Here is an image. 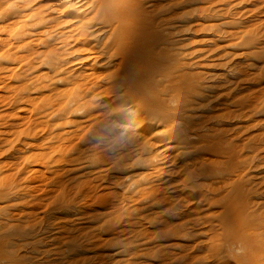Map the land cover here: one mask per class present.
<instances>
[{
	"label": "rangeland",
	"instance_id": "rangeland-1",
	"mask_svg": "<svg viewBox=\"0 0 264 264\" xmlns=\"http://www.w3.org/2000/svg\"><path fill=\"white\" fill-rule=\"evenodd\" d=\"M143 1L168 22L152 108L80 52L86 0H0V264H264V231L222 223L237 181L264 218V0Z\"/></svg>",
	"mask_w": 264,
	"mask_h": 264
},
{
	"label": "bare ground",
	"instance_id": "bare-ground-1",
	"mask_svg": "<svg viewBox=\"0 0 264 264\" xmlns=\"http://www.w3.org/2000/svg\"><path fill=\"white\" fill-rule=\"evenodd\" d=\"M86 2L90 3L92 11L96 12L95 16L88 19L87 16L79 14L73 17L74 21L72 20V23L71 21L68 22L71 27L77 28L79 31V35L76 37L75 41L80 44V52L83 53L82 55L86 54V57H91L93 60L99 62L102 59V56H105L106 54L108 55V52L113 50L114 53H116L115 56H121L122 58V71L120 75H123V79L128 81L130 93L134 96L138 95L147 107L152 108V106H158V104L154 105V101L150 99V95L155 92L153 81L154 75H158L159 65L157 60L152 59L155 55L152 53L154 46L158 42H163L165 40L161 28L162 25L168 23L167 20L163 17L160 19H156L155 16L151 17L143 0H86ZM160 5L161 3L157 2L152 6L157 8ZM44 19L45 18L42 17V22ZM44 24L48 25V31H51V29L55 27L51 21L44 22ZM101 25L111 30L110 37L113 39L115 47L114 44L111 43L109 49L100 48L91 42L90 37L101 30ZM67 40H69L67 37L63 39V41ZM170 117L171 116H169V118ZM203 160H205V158ZM198 165L196 167H198ZM224 165L225 164H223V167ZM231 167L237 168L238 165L233 162ZM189 176L187 182H184L183 188L184 192L186 190L188 191V195L183 193L185 194L184 198H186V200H192L201 195V191L204 187L200 185V187H198L196 181L204 183L206 179H209V175L203 176L200 173L193 174L191 172ZM208 184L210 185V183ZM234 184L235 194L233 199L225 206L224 213H226V215L223 218L222 223L225 227H227V225L228 227H232L233 236H235L241 243H244L247 248H253L256 244L254 239L255 234H257L258 231H264V218H262L261 215H257L256 212H251V200H249L248 195L245 193V185L241 184L239 181ZM217 189L219 190V188ZM203 193L205 194V191H203ZM259 248L261 253L264 254V245H261ZM242 264L246 263L242 262ZM255 264L260 263L258 262Z\"/></svg>",
	"mask_w": 264,
	"mask_h": 264
}]
</instances>
